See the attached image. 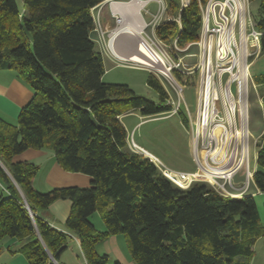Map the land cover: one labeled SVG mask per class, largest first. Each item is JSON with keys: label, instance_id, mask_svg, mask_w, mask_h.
Wrapping results in <instances>:
<instances>
[{"label": "trees", "instance_id": "16d2710c", "mask_svg": "<svg viewBox=\"0 0 264 264\" xmlns=\"http://www.w3.org/2000/svg\"><path fill=\"white\" fill-rule=\"evenodd\" d=\"M104 1L0 0V69L15 71L34 91L17 124L0 117V243L24 241L21 252L30 264H55L71 232L87 264H110L97 244L122 234L136 264H250L255 243L264 237L254 195H222L203 181L181 188L129 148L123 115L137 110L158 117L173 106L153 73L147 83L158 102L126 84L104 81L103 53L93 37L94 9ZM205 1L182 6L181 0H166L172 17L156 27L157 37L181 48L197 41ZM254 17L264 32V0ZM256 82L263 87L264 75ZM178 113L187 125L185 113ZM29 148L51 150L63 169L91 176L90 186L39 191L34 184L39 166L13 160ZM253 182L264 192V131ZM59 199L72 202L65 222L69 232L44 217ZM95 212L105 231L91 221Z\"/></svg>", "mask_w": 264, "mask_h": 264}, {"label": "built area", "instance_id": "2783aa9c", "mask_svg": "<svg viewBox=\"0 0 264 264\" xmlns=\"http://www.w3.org/2000/svg\"><path fill=\"white\" fill-rule=\"evenodd\" d=\"M143 1L145 4L142 9L152 19L145 22L139 47L143 45L147 48L155 64L159 66L134 61L131 56L113 55L133 67L144 68L169 83L177 96V99H174L168 90V102L173 106L167 113L169 115L178 113L182 104L187 106L184 97L186 85L178 81L176 71L186 76L197 73L198 97L196 114L191 120V135L199 169L194 172L168 169L159 158L141 148L135 140L128 138L129 148L148 157L167 178L181 188H188L194 181L210 179L212 188L226 196L234 195V178L246 165V182L242 186V193H245L254 175L249 169V95L251 86H256L251 68L262 50L261 39L264 34L257 27L251 0L200 2L201 31L197 41L185 48L176 43L166 45L155 35L145 33L147 27H152L154 34L156 27L163 22L167 5L166 0ZM151 2L159 5L157 12L148 10L147 6ZM189 2L190 0H181L182 6L188 5ZM230 2L235 7L233 22ZM113 15L121 25L124 20L122 13L113 12ZM228 23H232L231 32L227 30ZM190 45L198 46L199 52L196 54V62L188 66L182 57L176 58L173 54L184 52ZM204 154H208L207 159ZM212 154H215V157H212Z\"/></svg>", "mask_w": 264, "mask_h": 264}, {"label": "rangeland", "instance_id": "374dc122", "mask_svg": "<svg viewBox=\"0 0 264 264\" xmlns=\"http://www.w3.org/2000/svg\"><path fill=\"white\" fill-rule=\"evenodd\" d=\"M135 1L142 2L141 0H132L129 3H133ZM143 3L145 4V2ZM230 4L232 9L234 5L231 2ZM114 5L115 4H112V6ZM105 6H111V4L107 3ZM158 7L159 5L156 2H151L147 6L148 10L153 13L157 12ZM251 8H252V12L254 14H257L259 11V0H251ZM130 15L131 18L135 16L134 13ZM140 15L143 21L146 23L150 22V20L152 19L151 16L147 14L145 10L142 8L140 9ZM94 16H95V29L93 31V37L97 42L98 48L103 53L104 64L106 68V73L103 77L104 81L106 83H113V84H126L130 88H132L136 94L143 96L151 101L158 102L159 101L158 93L147 83V78L150 72L144 68L133 67L128 62L126 63L120 60L119 58H117L116 56H114L113 53L111 52L108 46L111 34L120 26L117 23L114 15H113L114 21H113L112 30H106L105 28H103L101 20L99 19L97 14V10L94 12ZM167 16L172 17V14L167 11L163 16L164 18L163 21L167 20L166 19ZM232 21H234V16ZM228 25L229 27H232V23ZM145 33L149 35H155V37L158 40H160L156 35V29L153 34L152 27H147L145 29ZM123 37L125 38L122 43L123 49L125 48L126 52L128 49L130 51V52L128 51L129 53L127 52L128 53L127 55H130L132 53L136 54L137 51L136 49H138L136 45L139 43L140 38L137 37L136 39L135 36H122L120 38ZM120 38H118L117 40V45ZM166 45H170V44H166ZM188 45H186L185 47H187ZM165 48L167 49V51H169L167 47ZM198 52H199L198 46L190 45L184 52H175V54L173 55L176 58L182 57L185 64L190 66L196 62L197 60L196 54H198ZM187 76L184 74L182 78H180L178 75L176 76V78L180 83L186 85L184 90V97L187 106H185V104H182L181 110L185 113L188 119L187 125L183 123L182 117L179 113H173L171 115L167 114L158 117H143L140 115V113L137 110L123 115L122 121L124 126L126 127V130L128 131V138L130 140H135L138 144L143 145L146 148L150 149L153 153H155V155L159 157L160 161H162V163H164V165L168 169H172L176 171L194 172L199 169V165L195 156L194 147L192 143L191 120L194 119L196 114L197 97H198V90H197L198 75L197 73H194ZM252 76L256 83V86L255 87L251 86L250 95H249L250 98L249 128L251 132V138H250L251 155L249 161V169L252 172H254L257 169L258 145L259 143H261L262 134L264 131V86L261 87L258 85V83L256 82L258 76L257 77L254 76L253 72H252ZM194 77L195 79H193ZM158 79L162 82L165 89L167 91L168 90L170 91L174 99H177V96L175 95L169 83L165 79H160V78ZM143 119L144 121L139 124V122ZM262 129H263L262 133L258 136L257 131H260ZM206 155L208 154H204V156ZM246 172H247V167L245 165L240 170L239 174L236 177V179H238V177H241V180L243 181L242 184L246 182ZM210 181L212 182V180L210 179H205V181L203 182H207L212 187V183ZM253 184H254L253 179H251L249 182V189L246 192L252 191L251 189ZM1 189L2 188L0 186V190ZM256 199L258 204H261L264 210V200L261 197H256ZM90 219L91 221H94V225L97 230L105 231L104 221L99 212H95ZM99 222L103 224L104 228H100L101 225L99 224ZM261 225H264V216L262 218ZM118 236H120L119 237L120 250L123 251V253L130 258L131 252L128 247L127 239L122 234H119ZM104 241L100 242L103 244L101 245L100 248L101 251L103 252L100 253L97 250L99 254H108L105 243H103ZM254 251L255 254L252 260H250V264H264V237L260 238L256 242V244L254 245ZM111 255L112 258H114V252ZM115 261L117 260L114 258L113 260L110 261V264H113ZM54 263L59 264L57 261H54Z\"/></svg>", "mask_w": 264, "mask_h": 264}, {"label": "crops", "instance_id": "0c3cea01", "mask_svg": "<svg viewBox=\"0 0 264 264\" xmlns=\"http://www.w3.org/2000/svg\"><path fill=\"white\" fill-rule=\"evenodd\" d=\"M131 1L132 0H124V1L106 0L105 2L97 6L94 9V12L97 10V14L99 19L101 20L103 28H105L106 30H112L113 28V21H114L113 12H118V11H115V8L113 10L112 4H122V6L119 5L120 6V9L118 8L119 12L122 13L123 17L131 18L130 14L134 13V10L124 8L126 7L127 4H130L129 2ZM107 3H110L111 6H105ZM234 15H235V9L234 7H232V16ZM166 19L170 20L171 16L170 17L167 16ZM228 24L227 26L229 27ZM124 39H125L124 37L120 38V40L118 41L117 49L121 54L126 55L129 53L128 52L129 49L127 50L128 53L125 51L126 50L125 48L123 49L122 43ZM251 69L254 76L256 77L264 75V50H261L259 56L255 58ZM33 97H34L33 89L28 84L23 82L18 77L15 71L0 69V117L2 119L10 123L17 124V118L21 109L25 105H27L32 100ZM122 117H121V121H122ZM143 121L144 119L141 120L139 124ZM262 131L263 129L257 131L258 132L257 135L259 136L262 133ZM138 145L144 150H146L148 153L159 158L150 149L146 148L143 145L140 144ZM13 160L29 161L39 166V171L34 179V184L36 188L41 192H47L52 188H56V187H67V186L88 187L90 186L92 181L91 176L87 174L80 172H71L63 169L60 166V164L57 162L54 153L48 149L29 148L24 152L15 155ZM237 175L234 178V183L236 187V189L234 190V195L251 194L254 195L255 198L261 197L264 200V193L259 191L254 184L251 189L252 191L242 193L243 181L241 180V177H238V179H236ZM0 186L1 188L3 187L1 182H0ZM71 209H72V202L69 199H59L53 202L49 206V209L44 215V217L53 227L69 232V230L65 226V222L71 213ZM258 209L262 219L264 216V210L261 204H258ZM92 222L94 223V221ZM99 224L101 225L100 228H104L101 222H99ZM69 234H71V237L69 239L68 248L63 252V254L60 257V260L57 262L59 264H87L83 256L77 236L71 232H69ZM119 237L120 236L118 235H112L103 242L105 243V246L107 248V253L111 256L110 257L111 260L115 258L117 261H120L123 264H136L131 257L129 258L123 253V251L120 250ZM25 244L26 242L19 241L16 238L4 239L0 243V264H30L27 258L25 257V255L21 252V249ZM101 245L103 244L98 243L96 247L100 253L103 252L100 249ZM111 252L112 253L114 252V258H112Z\"/></svg>", "mask_w": 264, "mask_h": 264}, {"label": "bare ground", "instance_id": "6f19581e", "mask_svg": "<svg viewBox=\"0 0 264 264\" xmlns=\"http://www.w3.org/2000/svg\"><path fill=\"white\" fill-rule=\"evenodd\" d=\"M141 1L142 2L135 1L133 3L127 4L126 7H124L127 9L134 10L135 16L133 18L123 17L124 20L121 23V25L114 32H112L108 46H109V48L113 54H117L119 56H126V57L131 56L132 60H134V61L141 62V63L149 65V66H152V65L159 66L158 64H155L149 50L147 48H145L143 45H141V43H140V45H141L140 47H138L139 43L136 45V47L138 48V49H136L137 50L136 54H134V53H132L130 55L121 54L119 52V50L117 49V40H118V38H120L122 36H135L136 39L138 37V38H140V41H141V32H142L143 27L145 26V22L143 21L141 15H140V9L144 6L143 2H145V1H143V0H141ZM119 5L122 6V4H115L113 6V10L115 8V11L119 12V10H118V8L120 9ZM234 9H235V7H234ZM231 29H232V27H229L227 30L230 31ZM233 45H234V43H233ZM212 155H213L212 157H215V154H212ZM207 157L208 156H205V159H207ZM215 173H218V172H215Z\"/></svg>", "mask_w": 264, "mask_h": 264}]
</instances>
